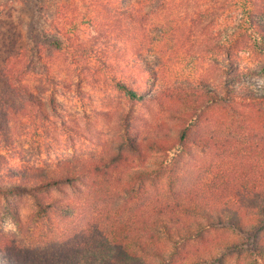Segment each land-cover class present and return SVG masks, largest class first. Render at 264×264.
Wrapping results in <instances>:
<instances>
[{
    "label": "rangeland",
    "instance_id": "rangeland-1",
    "mask_svg": "<svg viewBox=\"0 0 264 264\" xmlns=\"http://www.w3.org/2000/svg\"><path fill=\"white\" fill-rule=\"evenodd\" d=\"M242 3L264 38V0H0V54L7 58L0 67L11 79L0 78V182H14L17 169L85 161L90 184L102 178L101 160L111 162L123 146L133 165L120 160L106 175L118 188L121 169L158 160L145 137L178 147L187 128L186 182L246 206L243 190L264 191V54L255 32L246 31ZM120 84L144 100L130 101ZM126 130L139 150L124 141ZM63 190L51 194L77 210L86 204L84 194ZM47 210L61 227L55 236L29 196L0 190V248L15 264H68L90 249L79 231L63 233L64 220L74 223L86 211L64 217ZM227 236L236 237L214 234Z\"/></svg>",
    "mask_w": 264,
    "mask_h": 264
},
{
    "label": "trees",
    "instance_id": "trees-1",
    "mask_svg": "<svg viewBox=\"0 0 264 264\" xmlns=\"http://www.w3.org/2000/svg\"><path fill=\"white\" fill-rule=\"evenodd\" d=\"M242 6V14H246L244 23L248 26L246 31L255 32L257 43L254 41V46L264 54V38L256 31L260 24L244 3ZM52 43L57 49L62 45L59 39ZM17 54H7L6 57H16ZM1 57L6 61L7 58L0 54ZM3 73L4 69L0 67L3 84L10 83L11 79ZM260 74L264 78V64ZM119 87L130 101L145 98L144 94L124 84ZM237 95L242 99L252 98L251 94L237 92ZM260 99L264 100L263 97ZM125 132L124 141L129 142L131 149L139 150L140 145L130 139L129 130ZM187 138L185 128L181 131L179 146L170 144L167 148L170 139L164 141L158 137L155 141L145 137L146 146L159 151L158 160L152 167L141 162L142 166L138 168L121 169L117 172L120 174L118 188L108 184L106 175L112 163L118 165L123 160L121 163L132 164L123 146L112 155L111 162L101 160V165L106 168L102 178H95L90 184L85 180L91 174L85 161L64 162L61 164L63 167L59 165L56 169L32 170L24 167L23 172L17 169L13 174L14 182L7 185L0 182V190L29 196L36 208L46 214L47 209L57 214L64 212V217L76 211L88 213L74 223L64 220L63 233L79 231L83 244L87 242L90 248L85 256L68 264H228L226 259L234 255L245 256L243 264H264V238L260 236L264 233V191L258 190L257 186H248L243 195L249 203L243 206L220 198V193L203 191L196 185V180L186 182L182 169L186 163ZM200 143L204 145L203 141ZM171 150L174 155H170ZM104 152L108 154L110 151L105 149ZM101 165L94 166L97 172ZM161 180L164 182L163 189L157 185ZM67 186L85 195L82 197L86 204L79 210L70 206L71 202L66 201L70 200L68 197L63 201L51 194L53 190L65 194L63 189ZM232 192L239 198L237 191L233 189ZM44 217L49 233L55 236L56 230L61 229L60 225L48 214ZM218 232H229L236 237L218 239L214 237ZM15 263V259L0 248V264Z\"/></svg>",
    "mask_w": 264,
    "mask_h": 264
}]
</instances>
